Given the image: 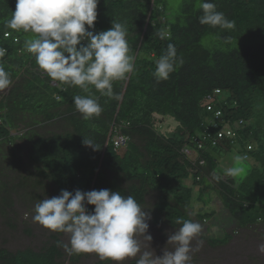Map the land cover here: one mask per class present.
Listing matches in <instances>:
<instances>
[{"label": "trees", "instance_id": "obj_1", "mask_svg": "<svg viewBox=\"0 0 264 264\" xmlns=\"http://www.w3.org/2000/svg\"><path fill=\"white\" fill-rule=\"evenodd\" d=\"M208 2L235 22L233 29L200 24L201 0H183L171 14L168 0L98 3L94 29L89 30H108L113 20L123 23L129 54L135 58L134 71L113 81L109 97L92 86L85 93L78 86L50 79L26 51L25 41L33 34L6 27L16 0H0V49L4 52L0 65L11 79L0 96V196L9 193L11 184L4 182L7 171L18 166L12 162L17 155L11 153L8 159L3 153L9 147L15 151L21 140L31 147L29 159L39 177L49 180L58 195L62 189H109L133 196L141 207L149 188L160 194L158 211L180 226L176 222L192 220L191 213L200 222L217 217L215 210L195 215L193 188H198L197 200L207 209L216 196L223 226L264 227V0ZM169 43L175 45L178 67L167 80L158 81L153 76L155 61ZM89 94L97 98L102 111L85 119L72 98ZM169 119L175 130L159 132ZM229 123L240 126L236 145L223 141L215 149L203 148L195 160L181 153L185 146L197 150L196 139L209 146L205 135L214 137ZM118 134L129 138L124 150L115 146ZM84 138L91 139L98 150L84 146ZM255 142L259 148L253 147ZM236 146H241V162L248 165L243 178L225 175L212 155H227ZM248 147L252 149L245 160ZM211 174L220 177L216 183L209 180ZM110 175H122L139 185L122 188L110 183ZM189 180L193 188L186 185ZM3 203L8 205V198ZM62 235L54 232L53 242L40 252L0 248V264H63V247L57 246ZM231 238L226 234L212 243L225 245ZM84 255H70L69 264H78Z\"/></svg>", "mask_w": 264, "mask_h": 264}, {"label": "clouds", "instance_id": "obj_2", "mask_svg": "<svg viewBox=\"0 0 264 264\" xmlns=\"http://www.w3.org/2000/svg\"><path fill=\"white\" fill-rule=\"evenodd\" d=\"M98 3L99 0H16L15 11L5 23L12 30L33 34L25 41L26 51L34 56L37 66L50 79L78 86L85 93H89L92 86L101 95L112 97L113 81L125 79L134 71L135 58L129 54L127 28L123 23L113 20L108 30H89L94 29ZM200 9V24L234 28L235 22L217 11L214 3L201 0ZM160 36L163 38V33ZM3 54V49H0V56ZM155 64L153 76L158 81L167 80L178 67L175 45L169 43ZM10 84V74L0 65V90ZM115 98L120 99L118 95ZM72 100L76 111L85 119L98 116L102 111L93 95H74ZM223 126L216 136L205 135L203 140L208 141L209 146L196 139L197 150L185 146L181 153L195 160L198 158L196 153L203 148L215 149L223 141L236 145L239 124ZM219 133H223L224 139L213 146ZM118 135L115 140L123 138L125 143L115 146L124 150L129 138ZM82 143L98 150L91 139L84 138ZM250 151L248 147L245 160L249 159ZM242 159L236 156L234 166L227 168L224 174L231 177L242 174L244 169L239 166ZM86 205L94 208L89 211ZM150 218L133 196H124L120 191L109 189H76L74 192L62 189L58 196L39 200L34 205L32 216L33 222L43 228L68 237L66 243L57 241V246L63 247L68 255L95 253L101 261L110 260L113 264H124L127 259H135V264H191L193 254L203 246V240H196L195 246L192 244L203 233V225L190 219L178 220L176 223L180 227L168 236L162 255H157L150 246L152 236L146 234ZM140 236L149 242L146 248H142ZM168 245L172 248L169 249ZM257 252L264 256V242L257 245Z\"/></svg>", "mask_w": 264, "mask_h": 264}, {"label": "rangeland", "instance_id": "obj_3", "mask_svg": "<svg viewBox=\"0 0 264 264\" xmlns=\"http://www.w3.org/2000/svg\"><path fill=\"white\" fill-rule=\"evenodd\" d=\"M102 0H99V3ZM183 4V0H168V9L171 13H175L180 9ZM6 89L0 90V96L5 93ZM170 120V119H169ZM163 121V124L158 129L159 132L164 134L172 133L176 126L171 120ZM171 123V124H170ZM15 151L13 148H7L4 155L8 156V159L12 157L10 154L17 155V158L12 162L18 166L12 167L8 173V177L4 180L6 184H11L7 190L8 194L4 193L0 196V248L7 249L13 253L16 251L33 250L40 252L44 248L48 247L52 242V235L54 232L43 228L38 223L33 222L32 216L34 215V205L46 197L51 198L58 196L56 193V187L50 185L49 180H43L39 177L37 170L34 168L29 159V153L31 147L25 141H17ZM253 147H258L257 142L252 144ZM240 146L233 148V151L224 153H218L217 155L212 152V155L217 159L218 165L226 170L229 167L234 166L236 156H240ZM241 157V156H240ZM11 164L10 162L8 163ZM239 166L243 167L244 172L240 174L243 178L246 176L247 164L240 161ZM209 180L216 183L214 175H209ZM26 180V182H23ZM110 183L117 184L122 188H128L130 185H139V182L130 181L122 175H110ZM22 183L24 189H22ZM34 183L37 185L34 186ZM193 188V182L191 180L186 182ZM34 186V187H33ZM14 188V190H12ZM194 189L195 203L194 210L195 215L198 212H211L215 210L217 217L212 221H198L194 213H191L192 220L199 222L203 225L204 231L201 236H198L193 240L192 244L195 246L196 240H203V246L199 252L193 254V260L191 264H264V256H261L257 252V245L264 242V227L253 226L246 229H239L235 227L223 226L221 220L222 209L219 210L221 204L217 200L216 196H213L214 201L211 207L207 209L198 198V188ZM3 198H8L9 203L7 205L3 203ZM160 194L149 188L146 189L144 205L141 206L144 211L150 214V219L147 221L149 224L148 232L146 234L152 236L150 246L155 250L157 255H162V249L165 248L168 240V236L173 234L176 228L180 226L172 225L164 213L158 211V202ZM173 204V202H171ZM7 205V206H6ZM228 234L232 236L231 240L225 244H213V241L223 240L224 236ZM61 241L66 243L68 237L63 234ZM141 241L142 248H146L149 244L144 240L142 236L138 237ZM169 249L172 245L167 246ZM63 257L60 261L63 264H69L70 255H68L64 249H62ZM78 264H113L110 260L101 261L95 253H85ZM124 264H135V259H127Z\"/></svg>", "mask_w": 264, "mask_h": 264}, {"label": "built area", "instance_id": "obj_4", "mask_svg": "<svg viewBox=\"0 0 264 264\" xmlns=\"http://www.w3.org/2000/svg\"><path fill=\"white\" fill-rule=\"evenodd\" d=\"M5 37H6V38H9L10 36H9L8 34H6ZM54 85H55V84H54ZM218 116H221V112L218 113ZM222 139H224V135H223V133H219V134H218V138L215 139V140L213 141L212 145H213V146H217V145L219 144V141H221ZM124 143H125V141H124L123 138H117V139L115 140V145H116L117 147H120V146L124 145ZM197 143L199 144V148L202 149V144L199 143V141H198ZM249 150H251V147H249ZM187 152H188V151H187ZM245 158L247 159V158H248V155H246Z\"/></svg>", "mask_w": 264, "mask_h": 264}, {"label": "bare ground", "instance_id": "obj_5", "mask_svg": "<svg viewBox=\"0 0 264 264\" xmlns=\"http://www.w3.org/2000/svg\"><path fill=\"white\" fill-rule=\"evenodd\" d=\"M241 147V146H240Z\"/></svg>", "mask_w": 264, "mask_h": 264}]
</instances>
